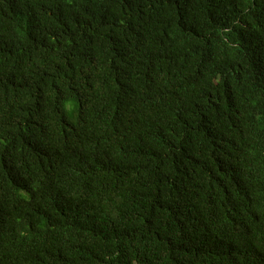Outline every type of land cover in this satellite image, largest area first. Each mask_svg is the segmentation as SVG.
I'll list each match as a JSON object with an SVG mask.
<instances>
[{
  "label": "trees",
  "instance_id": "16d2710c",
  "mask_svg": "<svg viewBox=\"0 0 264 264\" xmlns=\"http://www.w3.org/2000/svg\"><path fill=\"white\" fill-rule=\"evenodd\" d=\"M0 0V264H264V0Z\"/></svg>",
  "mask_w": 264,
  "mask_h": 264
},
{
  "label": "clouds",
  "instance_id": "9594fccd",
  "mask_svg": "<svg viewBox=\"0 0 264 264\" xmlns=\"http://www.w3.org/2000/svg\"><path fill=\"white\" fill-rule=\"evenodd\" d=\"M40 0H28L27 9L28 12L31 13L36 6H38Z\"/></svg>",
  "mask_w": 264,
  "mask_h": 264
}]
</instances>
